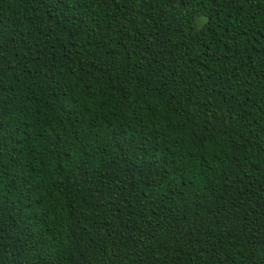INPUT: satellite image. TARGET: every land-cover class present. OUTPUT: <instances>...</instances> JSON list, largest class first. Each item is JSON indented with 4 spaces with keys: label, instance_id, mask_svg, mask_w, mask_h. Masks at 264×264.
Instances as JSON below:
<instances>
[{
    "label": "trees",
    "instance_id": "obj_1",
    "mask_svg": "<svg viewBox=\"0 0 264 264\" xmlns=\"http://www.w3.org/2000/svg\"><path fill=\"white\" fill-rule=\"evenodd\" d=\"M0 264H264V0H0Z\"/></svg>",
    "mask_w": 264,
    "mask_h": 264
}]
</instances>
